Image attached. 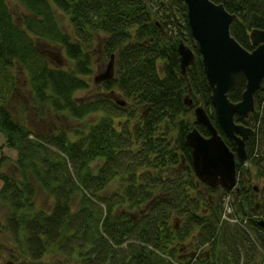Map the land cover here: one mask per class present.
I'll return each instance as SVG.
<instances>
[{
  "label": "trees",
  "instance_id": "16d2710c",
  "mask_svg": "<svg viewBox=\"0 0 264 264\" xmlns=\"http://www.w3.org/2000/svg\"><path fill=\"white\" fill-rule=\"evenodd\" d=\"M9 1L0 0V149L17 157L12 172H0V201L10 209L4 229L18 260L264 264V81L255 110L236 117L255 132L246 163L237 158L238 189H212L196 177L186 144L195 127L208 136L187 95L206 109L230 150L236 147L217 123L183 0H11L28 13L20 21ZM211 1L236 16L231 35L252 51L251 31H264V0ZM60 14L71 33L61 28ZM39 42L60 47L72 67H53ZM181 42L195 54L187 81ZM96 54L105 62L114 57V78L96 87L94 98L77 99L91 89ZM22 76L41 118L67 113L83 122L96 114L97 120L74 132H34L10 110ZM242 95L237 90L229 100L238 103ZM254 181H261L258 190ZM36 186L52 200L50 211L36 209ZM227 197L232 213L224 220Z\"/></svg>",
  "mask_w": 264,
  "mask_h": 264
},
{
  "label": "water",
  "instance_id": "95a60500",
  "mask_svg": "<svg viewBox=\"0 0 264 264\" xmlns=\"http://www.w3.org/2000/svg\"><path fill=\"white\" fill-rule=\"evenodd\" d=\"M187 6V19L198 45L203 71L211 91V101L217 123L224 135L236 144V152L226 145L202 106L195 107V121L204 126V137L194 128L186 137L191 148L194 173L210 188L221 187L231 192L237 185L236 154L245 162L246 141L254 135L252 128L237 124L235 117L243 119L255 110L254 95L264 81V31L254 29L250 33L253 50L242 47L231 35L236 16L223 4L211 0H183ZM182 77L187 81V69L195 62V54L183 42L178 47ZM114 78V57L107 69L95 77L97 85ZM243 89L242 100L232 103L229 95ZM189 98V97H188ZM186 98L188 106L192 101ZM123 105V104H122ZM264 225L263 221L261 222Z\"/></svg>",
  "mask_w": 264,
  "mask_h": 264
},
{
  "label": "rangeland",
  "instance_id": "374dc122",
  "mask_svg": "<svg viewBox=\"0 0 264 264\" xmlns=\"http://www.w3.org/2000/svg\"><path fill=\"white\" fill-rule=\"evenodd\" d=\"M9 9L13 13V16L16 20L20 21L21 17L28 14L27 11L17 3L16 1H9ZM58 19L60 22V26L63 29L64 32L71 33V28L69 26L68 19L64 17L63 15H58ZM40 50H42L44 53H46L49 61L51 62V65L53 67L62 68V69H68L72 67V64L69 62V60L66 57V54L64 51L58 47V46H48L44 44L43 42L38 43ZM98 43H95V47L97 51H100L99 46H97ZM94 63H93V72L89 78V82L91 85V89L87 92H79L76 94L77 99L81 100H90L94 98L96 93L98 92L96 90V87L100 86L97 85L94 81L95 77L99 74H102L106 71L109 59L105 62L103 59H101L97 54L94 55ZM17 96L16 100H14L13 104H11V113L13 118H15L17 121L20 119L27 122L28 125L32 128V130L36 133H47L48 131H58L60 129H64L68 132H74L75 130L79 129L85 120H82L83 122H79L78 120H73L67 113L61 114V115H48L45 118H41L39 115V112L36 111V109L32 108V100H31V92L29 90V86L26 84L25 77H21L19 79V84L17 87ZM101 92V91H100ZM117 99H122V97H117ZM20 101H24V107L25 109H28V111L25 113L22 108L20 107ZM96 114H92L90 117L86 119L85 122L89 121H96ZM126 118L121 117H114V121H124ZM26 123V124H27ZM4 144V138L0 134V147H2ZM1 157H5L4 162H0V172L4 171L7 173L12 172L11 168V162L16 160L17 153L15 151L9 150L8 148H2L0 149V159ZM253 185L255 187L261 186V181L257 182L254 181ZM2 188V182L0 181V191ZM35 207L37 210H43V211H50L52 206V200L50 199L49 195L43 191L39 186H36V197H35ZM226 209L228 210L227 204L224 202V212H226ZM259 211V210H258ZM10 214V209L8 205L0 201V264H22V260H18L19 258V252L18 247L14 244L11 237L6 233L4 229V224ZM59 259H56L55 261L46 262V264H63L60 263ZM70 264V263H68ZM73 264V263H71Z\"/></svg>",
  "mask_w": 264,
  "mask_h": 264
},
{
  "label": "flooded vegetation",
  "instance_id": "af4514ba",
  "mask_svg": "<svg viewBox=\"0 0 264 264\" xmlns=\"http://www.w3.org/2000/svg\"><path fill=\"white\" fill-rule=\"evenodd\" d=\"M234 144H235V143H234ZM235 145H236V144H235ZM237 158L239 159L238 155L236 154V159H237ZM239 160H240V159H239ZM240 161H241V160H240Z\"/></svg>",
  "mask_w": 264,
  "mask_h": 264
},
{
  "label": "bare ground",
  "instance_id": "6f19581e",
  "mask_svg": "<svg viewBox=\"0 0 264 264\" xmlns=\"http://www.w3.org/2000/svg\"><path fill=\"white\" fill-rule=\"evenodd\" d=\"M188 97H189V95L186 96V98H188Z\"/></svg>",
  "mask_w": 264,
  "mask_h": 264
}]
</instances>
